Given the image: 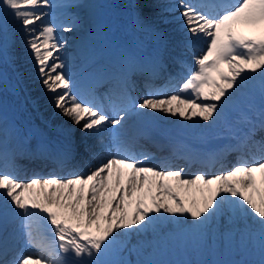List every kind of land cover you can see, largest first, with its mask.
I'll return each mask as SVG.
<instances>
[{"label":"snow or ice","instance_id":"1","mask_svg":"<svg viewBox=\"0 0 264 264\" xmlns=\"http://www.w3.org/2000/svg\"><path fill=\"white\" fill-rule=\"evenodd\" d=\"M158 6V0H133V27L148 34L157 47L146 60L129 52L115 67L98 70L94 85L109 79L116 82L98 98L92 89L81 94L61 58L67 41L56 33L76 30L80 18L65 15L66 23L46 22L52 15L48 10L60 7L52 0H0V91L11 87L19 94L23 90L17 68L18 49H23L31 56L55 109L71 121L72 128L97 137L103 153L102 162L83 174L21 181L0 172V264H132L110 259L121 237L158 228V235L170 232L209 255L222 245L230 252L253 250L259 256L253 261L196 264H264V142H253L259 157L249 161L241 156L230 170L184 176L183 168L145 163L150 156L133 153L121 138L127 135L130 119L148 112L179 115L185 121L198 117L215 124L229 101L258 77L260 106L250 104L247 112L240 113V122L250 127L246 133H233L236 143L226 146L238 153L248 148L256 127L264 129V0H176L168 5L164 11L178 13L174 18L182 22V47L190 49L194 40L201 39L205 47L193 56L195 68L177 91L169 95L150 89L137 99L132 95V77L150 76L164 67L168 40L153 21V9ZM173 59L182 64L180 57ZM6 69L17 73L14 83ZM109 130L113 135L105 143L102 134ZM15 135L0 101V167L15 164L18 153L11 143ZM85 151L97 155L89 145ZM224 151L213 153V158H222ZM39 155L63 164L70 152L41 151ZM17 217H22L27 246L46 255L23 253L9 245L14 233L8 232V225ZM38 220L46 221L58 243L34 237L32 225Z\"/></svg>","mask_w":264,"mask_h":264},{"label":"bare ground","instance_id":"2","mask_svg":"<svg viewBox=\"0 0 264 264\" xmlns=\"http://www.w3.org/2000/svg\"><path fill=\"white\" fill-rule=\"evenodd\" d=\"M64 1L68 2L69 0ZM119 1L120 0H85V2L81 4L83 5L82 7H74L75 9L71 7L68 8L74 9L78 16L82 18L75 31L76 34L74 33L76 38L70 46V50L66 52L71 59V63L79 67V71L89 72L96 69H105V65L108 66L113 62V60L108 57L110 54L114 56L115 53L119 51V44H124L123 50L121 51L122 57L127 54V52H125V46L126 48L130 47V52H133L136 55H138V52H140L142 48L148 49L149 54L156 49L157 45L155 41L148 34L138 32L133 27L132 13L134 9H130L133 0H127L126 2L129 5V9L118 4L117 2ZM52 2L56 3L57 1L52 0ZM195 2H197V0ZM174 3H176V0L174 2L173 0H158L159 6L153 10L154 24L156 28L165 33L168 40V47L163 54V63H167L169 66L173 65L172 57L174 55L177 56L175 53L180 52L181 56L192 53V56H194L195 50H198L196 48H199L200 50L204 48L203 45H205V42L201 39L194 40V44L190 49L182 47V42L185 39V33L181 30L182 22L174 18L179 14L164 11L168 5ZM65 10L63 9L62 11L52 12V16L57 15V13L67 15V12L70 10ZM117 19L121 20V27H118V25L112 21H116ZM128 31L132 34L127 33ZM116 33H118L117 36ZM92 40H94L95 43L92 42ZM139 40H141L142 44L139 43ZM109 46L112 47L110 52L107 50ZM17 68L19 70V75L23 78V90L20 91L19 94H16L12 91L11 87L4 88L0 91V101L3 103L4 112L8 113V118L14 119L16 123L21 125L19 128L20 131L16 130V135L11 141L12 145L16 147L18 154L15 158V164L13 167L0 168L7 172L12 169L16 170L18 178H25V176L35 173L36 171L39 172L42 168L44 173L55 171V167L58 171L56 165H48L50 164L51 159L49 160V158L41 156L39 153L41 151L53 154L60 152L55 151L53 148L48 149L47 146H43L42 148L44 149H40L38 143L42 142L46 144L45 141L49 140L54 142L58 147L60 146L59 143L62 142L71 143L70 140L66 141L64 139V136H62L63 134H69V137L74 139V135H78L82 132H80L78 128H72L71 121L60 115L55 109L53 101L50 98L51 94L46 92L40 83L29 54L19 55ZM6 72L10 83H14L17 78V73H14L11 69H6ZM166 74L167 71L163 70V73L159 76L162 77L159 78L161 83L165 82L167 78ZM168 74L170 75V73ZM139 77L141 76H134V91L136 92L142 85V82H140L142 78L140 79ZM137 78L138 80L136 81ZM88 80L89 77H85L84 85ZM149 83L148 85H150ZM102 88L103 86H100V89ZM250 104L255 105L257 108L260 106L258 77L254 81H251L249 86L242 88L232 100L229 101L227 106L222 110V115L215 124H206L199 120L198 117H194L192 121H185L179 117V115L173 117L159 112H148L146 116L133 117L131 120L141 119L140 121L143 120L148 122V126L155 129H157L156 124H160V128L166 130L168 133L165 135L166 140H173L172 136H176L175 133L180 131L187 137L192 136L197 138V140L206 139L205 141L209 143L210 141L215 140V136L220 133L219 130L222 127L223 122H225V124L231 123L236 129L239 128L238 126L240 125H242V127L248 126V131L250 125L241 122L235 124V121L240 119V113L242 111H248ZM252 118L254 120L256 119L255 116ZM141 128L143 127L141 126ZM68 129H71V131L69 132ZM83 136L88 138L90 135L82 133V137ZM260 136L261 139L258 140V137ZM184 139L187 140V138ZM263 139L264 129L256 127L255 133L249 141V147L245 148L243 152L238 153L226 149V146L236 143V140L232 142L234 140L233 137H228L225 142L221 143V148H217L216 150V152H219L222 149L225 150L222 158H213L212 153L211 155H208L209 158H203L201 161L197 162L195 166H199L200 168L203 166L205 167V163L209 162L212 165L210 170L215 174L214 172L218 169L234 165V161L238 160L241 156L248 160L253 157H259L261 153L257 150V146H255L253 142H264ZM22 140L27 143L22 142ZM152 145L158 144H152V142L148 141V146ZM31 154L33 155L30 157ZM33 157H35V160L32 161L31 159ZM71 157H74L72 158L73 162L77 165L81 161H84V157L78 154H70L69 158ZM176 162V158L171 159V164H175ZM168 164L169 163H166L164 166H168ZM20 180L23 181L22 179ZM0 203H3L2 199H0ZM19 218L20 217L12 219L11 223L8 225V227H11L12 224L17 223V228L14 229L17 231V238L20 236L25 237L23 230H21L20 223H18ZM46 227H50L47 226L46 221H36L32 225L33 233L35 232L34 236L46 237L48 235L47 233H49V230H47ZM164 231L167 232L168 229L165 227ZM158 233H161V229L159 228L156 232H131L126 234L121 237L118 242L120 243V246L116 245L113 253H119L120 251L125 250V257L128 261H134V263H137L138 261H146L149 259L151 261L161 262V264L168 262H173L175 264H194L198 261H202L205 254H207V252H200L199 250L194 249L191 244H186L170 232L167 236L158 235ZM14 239L10 240L13 244L16 242ZM184 248H186V252H183L182 249ZM40 254L46 255V253ZM8 258L10 259V257ZM110 259L117 260L112 256H110Z\"/></svg>","mask_w":264,"mask_h":264},{"label":"rangeland","instance_id":"3","mask_svg":"<svg viewBox=\"0 0 264 264\" xmlns=\"http://www.w3.org/2000/svg\"><path fill=\"white\" fill-rule=\"evenodd\" d=\"M57 2L55 4L57 5H60V7H57V8H54V9H51V10H48L50 11L51 13L52 12H58V11H62L63 9L65 11H69L67 12V15H72V16H78V14L75 12V8L74 7H77L75 5H81L83 2H85V0H69L68 2L67 1H64V0H56ZM115 1V0H114ZM126 0H120L119 2H117L118 4L122 5L123 7H125L126 9H129V5L128 3L125 2ZM125 2V3H124ZM114 3V2H113ZM64 5H72L70 6L71 8H74V9H68L70 7H64ZM132 8V7H131ZM156 8V7H155ZM154 8V9H155ZM153 9V10H154ZM47 10V9H46ZM55 14V13H53ZM65 15H61V13H57V15H50L47 19H46V22H64L66 23L67 21L64 19ZM59 18V19H57ZM80 18V21L82 20L81 17ZM113 21V20H112ZM117 21L119 22L120 19ZM120 25V23H118ZM122 26V25H121ZM76 30L70 32V33H64V32H61V31H57V35L58 36H62L66 41H67V44H66V50L64 53L61 54V58L64 60V62L66 63L67 65V69H71L70 66H71V62H70V57H67L66 55V52H68L70 50V45L72 44V42L75 40V32ZM75 33V34H74ZM19 51V55H27V53H25L24 51L22 52V49H18ZM81 134V133H80ZM81 137V136H78V138ZM96 146H99V144L96 143ZM233 167V166H232ZM231 167V168H232ZM231 168H229L228 170H230ZM227 171V170H225ZM33 178V177H32ZM29 180V179H28ZM18 223L21 224V220H22V217H20L18 219ZM48 226V225H47ZM17 228V223L15 224H12L11 227H8V232L9 233H14V237L17 236V231L14 230ZM22 230V229H21ZM20 230V231H21ZM48 230H50V227L48 228ZM48 236L44 237V236H34L35 238L37 239H46L50 242H56L55 241V238L52 234L51 231H49V233H47ZM33 235H35V232L33 233ZM16 242L17 240H20L19 242H17L16 244L17 245H13L14 247H18L19 250L23 251L24 253H37V254H40V250L39 249H36V248H32V247H29L27 246V243H26V238L23 237V236H20L19 239H14ZM11 243V241L9 240V244ZM58 243V242H56ZM120 246V243L117 244V246ZM195 249V248H194ZM183 252H186V248L182 249ZM200 251V250H199ZM175 252V251H174ZM202 252V251H200ZM175 255V253H173ZM166 255V254H165ZM112 257L116 258L118 261H128L127 258L125 257V250L124 251H120L119 253H113L111 255ZM176 256V255H175ZM178 257V256H176ZM246 259L248 261H253V260H258L259 259V256L253 251V250H249L248 252L246 253H240V254H237L235 252H230L228 251L227 249H225L222 245L218 248V250L212 254V255H209L208 253L205 254V257L203 258V260H222V261H229V260H240V259ZM166 260V259H165ZM146 261H151L149 259H147ZM163 263V262H162ZM132 264H137V263H134V261L132 262ZM163 264H175L173 262H168V263H163ZM196 264V263H194Z\"/></svg>","mask_w":264,"mask_h":264}]
</instances>
